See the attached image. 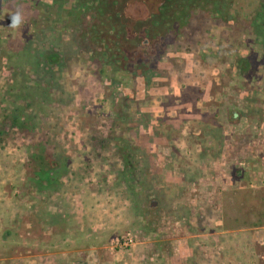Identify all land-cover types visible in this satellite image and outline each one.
<instances>
[{
    "label": "rangeland",
    "instance_id": "rangeland-1",
    "mask_svg": "<svg viewBox=\"0 0 264 264\" xmlns=\"http://www.w3.org/2000/svg\"><path fill=\"white\" fill-rule=\"evenodd\" d=\"M9 22L10 26L0 20V28L4 27L2 39L15 36V30L25 26L23 20ZM61 39L65 36L61 35ZM253 49L257 54L262 52L259 42ZM236 51L242 53L226 43L206 42L194 54L183 55L186 64L172 72L174 76L166 85L137 92L110 88L94 73L84 54H67L61 67L54 69L61 70L65 88L73 94L65 121L80 120L73 122H77L75 131L82 149L69 166L64 179L66 189L46 200L19 185L24 180L19 165L26 155L5 131L0 109V264H189L184 255L189 237L185 225L194 224L205 207L217 206L220 211L219 207L231 201L230 192L244 187L247 177L237 178L234 171L242 169L252 179L258 177L256 188L264 185V124L244 118L229 123L226 118L227 109L253 104L249 103L247 91L262 87L264 67L258 66L250 78L239 77L231 64ZM198 54L202 59H193ZM195 67L208 76L207 81L187 80ZM185 83L197 89L195 108L221 123L223 151L214 161L201 164L200 177L192 183L182 179L163 137H136L150 164L135 176L142 198L133 202L122 190L112 187L115 177L111 171L120 168V164H114V157L93 146L88 137L128 135L111 126V102L126 106L132 121L143 119V115L155 119L163 116L164 104L170 105L171 97L184 95ZM124 93L134 96L135 101L127 97L125 102ZM182 102L174 100V104ZM261 106L264 107L262 103ZM174 114L170 110L166 115ZM239 134L245 135L246 142L236 148ZM151 201L155 202L153 206ZM181 208H186L187 214H182ZM42 209L50 215V225L33 217L41 228L39 236L30 231L35 230L31 222H24L23 218L11 222L18 219L19 213L34 214ZM217 224L218 220L213 225ZM251 232L253 241L264 243V227ZM124 237H130V242H124Z\"/></svg>",
    "mask_w": 264,
    "mask_h": 264
},
{
    "label": "trees",
    "instance_id": "trees-1",
    "mask_svg": "<svg viewBox=\"0 0 264 264\" xmlns=\"http://www.w3.org/2000/svg\"><path fill=\"white\" fill-rule=\"evenodd\" d=\"M17 35L5 43L0 39L1 123L26 155L25 161L19 165L20 175L24 177L19 185L46 200L50 195L66 189L64 179L69 173V166L82 149L75 131L78 129L77 122H73L80 120L65 121V117L70 115L74 97L65 88L61 70L53 68L56 58L41 54L33 33ZM257 37L262 52L252 58L239 59L236 66L244 78L252 77L258 66L264 67V13L258 22ZM190 79L204 82L208 76L195 67L188 75L187 80ZM183 86L184 95L181 98L171 97V104H164L163 116L155 119L143 115V119L132 121L126 106L111 102L108 113L111 126L128 132V135L120 133L100 139L94 135L88 137L93 146H99L114 157V164H120V168L111 171L115 177L112 187L116 191L122 190L133 202L142 198V189L137 188L135 176L150 164L145 148L135 141L136 137L144 139L147 134L163 137L169 156L182 173V179L192 183L200 177L201 164L214 161L223 151L221 123L214 116L211 118L195 108L197 89L194 90L188 83ZM247 92L250 94L247 95L250 96L249 103L253 104H247L243 109H227L228 122L235 123L244 118L264 124V107L261 106V103L264 105V82L260 89ZM176 99H182L181 105L174 104ZM170 110L175 114L168 117L166 114ZM245 142V135L239 134L235 147L239 148ZM234 176H246L247 181L244 187L230 192L231 201L219 207L220 211L217 206L205 207L194 224L185 225L189 237L184 255L189 264H264V243L253 241L251 236L253 229L264 227V185L254 187L258 177L252 179L242 169H236ZM122 185L126 187L121 189ZM180 212L187 214L186 208H181ZM33 217L39 223L50 225V215L45 209L34 214L19 213L18 219L11 222H20L23 218L24 222H31V226L35 227L30 231L39 236L41 228ZM216 220L219 224L213 225Z\"/></svg>",
    "mask_w": 264,
    "mask_h": 264
},
{
    "label": "flooded vegetation",
    "instance_id": "flooded-vegetation-1",
    "mask_svg": "<svg viewBox=\"0 0 264 264\" xmlns=\"http://www.w3.org/2000/svg\"><path fill=\"white\" fill-rule=\"evenodd\" d=\"M0 13L9 26L25 24L12 39H2L1 27L2 41L33 33L41 54L56 58L53 68L82 53L110 88L137 92L166 85L186 64L183 55L209 41L242 50L231 62L242 77L236 66L256 54L264 0H0Z\"/></svg>",
    "mask_w": 264,
    "mask_h": 264
},
{
    "label": "built area",
    "instance_id": "built-area-1",
    "mask_svg": "<svg viewBox=\"0 0 264 264\" xmlns=\"http://www.w3.org/2000/svg\"><path fill=\"white\" fill-rule=\"evenodd\" d=\"M126 240H127L128 242H130V237H128V238L124 237V242H126Z\"/></svg>",
    "mask_w": 264,
    "mask_h": 264
},
{
    "label": "water",
    "instance_id": "water-1",
    "mask_svg": "<svg viewBox=\"0 0 264 264\" xmlns=\"http://www.w3.org/2000/svg\"><path fill=\"white\" fill-rule=\"evenodd\" d=\"M154 203H155L154 201H151V203H150V204H151V206H153V205H154Z\"/></svg>",
    "mask_w": 264,
    "mask_h": 264
},
{
    "label": "clouds",
    "instance_id": "clouds-1",
    "mask_svg": "<svg viewBox=\"0 0 264 264\" xmlns=\"http://www.w3.org/2000/svg\"><path fill=\"white\" fill-rule=\"evenodd\" d=\"M14 20H15V18H14Z\"/></svg>",
    "mask_w": 264,
    "mask_h": 264
}]
</instances>
